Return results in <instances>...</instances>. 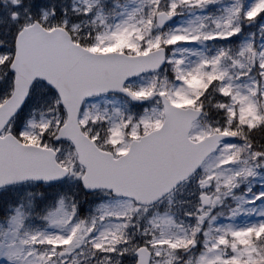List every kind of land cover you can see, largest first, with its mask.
Wrapping results in <instances>:
<instances>
[{"label": "snow or ice", "instance_id": "6c2138e0", "mask_svg": "<svg viewBox=\"0 0 264 264\" xmlns=\"http://www.w3.org/2000/svg\"><path fill=\"white\" fill-rule=\"evenodd\" d=\"M0 264H264V0H0Z\"/></svg>", "mask_w": 264, "mask_h": 264}]
</instances>
